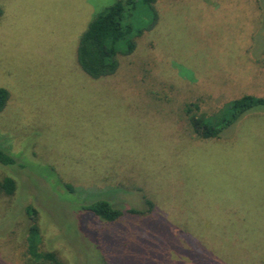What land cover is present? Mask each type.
Returning a JSON list of instances; mask_svg holds the SVG:
<instances>
[{
    "label": "rangeland",
    "instance_id": "rangeland-1",
    "mask_svg": "<svg viewBox=\"0 0 264 264\" xmlns=\"http://www.w3.org/2000/svg\"><path fill=\"white\" fill-rule=\"evenodd\" d=\"M117 1L0 0V87L10 92L0 146L22 164L0 165V264H48L27 253L31 217L41 252L102 264L98 246L110 249L91 238L99 221L80 207L108 198L126 210L141 195L159 218L139 249L119 252L122 264L147 259L148 241L169 232L167 214L174 233L185 215L201 227L217 216L218 256L264 264V108L198 142L185 115L189 104L209 117L245 95L264 98V0H157V25L120 58L119 73L89 80L76 65L80 38ZM120 186L124 195L112 190ZM206 254L202 262H217V246Z\"/></svg>",
    "mask_w": 264,
    "mask_h": 264
},
{
    "label": "trees",
    "instance_id": "trees-1",
    "mask_svg": "<svg viewBox=\"0 0 264 264\" xmlns=\"http://www.w3.org/2000/svg\"><path fill=\"white\" fill-rule=\"evenodd\" d=\"M156 3L157 0H118L98 14L82 34L78 44L76 65L79 72L89 80L96 81L116 76L120 71V58L131 56L136 50V39L141 38L145 32L151 31L157 25L159 15ZM9 101L10 92L0 87V114L7 110ZM261 108H264V98L252 95L231 101L218 114L209 117L200 113L199 104H189L185 108L187 138L193 142L219 139L244 115ZM0 165L22 166L17 156L1 146ZM1 186L7 195H12L16 189V183L12 178L4 179ZM66 187L69 191H74L70 185ZM120 188L123 186L114 187L112 190L121 191L124 195L126 191ZM140 192L141 190H137L135 194ZM140 197L139 203L134 201L133 204L142 203V209L128 203L129 208L125 210L108 198H98L80 207L81 211L99 221L91 238L98 244L101 240L104 246L110 249L109 252H105L101 246H98L101 248L102 264H122L118 261L119 252L139 249L145 240L146 228L159 218L156 202L147 195ZM27 211L30 217L37 214L32 207ZM182 219L186 221L183 224V231L174 233L175 225L179 223L168 214L162 217V223L169 232L162 236H154L148 241L154 248L150 247L146 253L149 255L147 259L142 258L137 264H156L154 261L149 262L154 257L157 259V264L176 263L174 259L180 258L187 259L189 264H205L201 258L211 257L206 254L210 246H217V262L210 264H233L226 256L223 258L218 256V247L225 242V238L221 241L219 232L211 226L217 225V216L214 218L215 223L203 227L200 226L202 223L193 221L187 215ZM30 221L27 230V253L30 258L38 263L62 264L55 253L40 251V230L37 220L31 217ZM162 247H165V256L159 253Z\"/></svg>",
    "mask_w": 264,
    "mask_h": 264
}]
</instances>
